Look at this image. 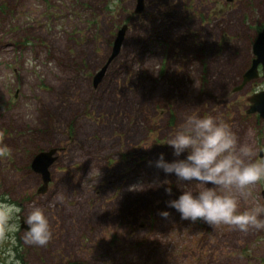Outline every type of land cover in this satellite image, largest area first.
<instances>
[{
	"label": "rangeland",
	"instance_id": "rangeland-1",
	"mask_svg": "<svg viewBox=\"0 0 264 264\" xmlns=\"http://www.w3.org/2000/svg\"><path fill=\"white\" fill-rule=\"evenodd\" d=\"M136 4L0 0V203L21 209L0 264H264V231L182 220L166 201L201 186L149 163L177 159L164 142L189 114L227 123L264 162V119L246 111L264 78L232 91L264 27V0ZM123 24L120 50L94 85ZM52 147L40 192L31 160ZM248 191L240 211L264 204V179ZM33 206L49 220L47 247L21 239Z\"/></svg>",
	"mask_w": 264,
	"mask_h": 264
},
{
	"label": "clouds",
	"instance_id": "clouds-1",
	"mask_svg": "<svg viewBox=\"0 0 264 264\" xmlns=\"http://www.w3.org/2000/svg\"><path fill=\"white\" fill-rule=\"evenodd\" d=\"M164 143L177 159L169 162L160 153L149 163L166 176L174 175L178 184L196 182L201 186L195 195L192 190H182L177 198L166 201L182 220L203 221L212 228L225 225L244 234L264 231V204L240 211L241 201L250 195L248 189L264 179V162L253 160L252 145L241 143L222 120L198 114L186 115ZM151 146L152 143L143 148ZM183 153L187 154L180 159ZM164 190L171 195V187ZM57 201L63 202V196H58ZM20 213L14 204L0 203V242L8 238L10 222ZM159 215L167 219L170 213L164 210ZM22 219L27 225L21 237L24 244L47 247L53 232L43 209L33 206Z\"/></svg>",
	"mask_w": 264,
	"mask_h": 264
},
{
	"label": "water",
	"instance_id": "water-1",
	"mask_svg": "<svg viewBox=\"0 0 264 264\" xmlns=\"http://www.w3.org/2000/svg\"><path fill=\"white\" fill-rule=\"evenodd\" d=\"M143 0H137L135 11H140L143 8ZM127 25L123 24L115 34L111 52L106 62L95 72L94 85H97L102 79L106 68L110 61L118 54L122 40L124 38ZM252 59L250 65L244 70L241 75V81L232 88V91L240 90L246 83L259 77L264 78V27L260 29L252 43ZM248 108L247 113H257L261 119H264V88L255 91L247 96ZM262 155V153H260ZM56 158V148L52 147L47 150H41L34 154L31 160V167L34 171L40 173L42 178V185L38 191L43 192L50 180L49 166ZM264 192V191H263ZM21 226L27 228L23 224V219L20 220Z\"/></svg>",
	"mask_w": 264,
	"mask_h": 264
},
{
	"label": "flooded vegetation",
	"instance_id": "flooded-vegetation-1",
	"mask_svg": "<svg viewBox=\"0 0 264 264\" xmlns=\"http://www.w3.org/2000/svg\"><path fill=\"white\" fill-rule=\"evenodd\" d=\"M251 59H252V58H251ZM250 62H251V61H250ZM249 65H250V64H249ZM249 65H248V66H249Z\"/></svg>",
	"mask_w": 264,
	"mask_h": 264
}]
</instances>
